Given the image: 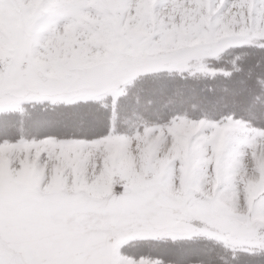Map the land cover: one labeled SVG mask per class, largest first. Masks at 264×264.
<instances>
[{
	"label": "snow or ice",
	"instance_id": "obj_1",
	"mask_svg": "<svg viewBox=\"0 0 264 264\" xmlns=\"http://www.w3.org/2000/svg\"><path fill=\"white\" fill-rule=\"evenodd\" d=\"M0 264H264V0H0Z\"/></svg>",
	"mask_w": 264,
	"mask_h": 264
}]
</instances>
